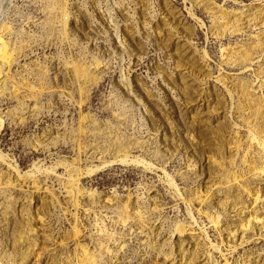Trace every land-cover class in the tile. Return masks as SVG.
Here are the masks:
<instances>
[{"label":"rangeland","instance_id":"374dc122","mask_svg":"<svg viewBox=\"0 0 264 264\" xmlns=\"http://www.w3.org/2000/svg\"><path fill=\"white\" fill-rule=\"evenodd\" d=\"M0 264H264V0H0Z\"/></svg>","mask_w":264,"mask_h":264},{"label":"bare ground","instance_id":"6f19581e","mask_svg":"<svg viewBox=\"0 0 264 264\" xmlns=\"http://www.w3.org/2000/svg\"><path fill=\"white\" fill-rule=\"evenodd\" d=\"M1 40H2V39H1ZM3 43H4V41H3ZM5 48H7V47L5 46ZM1 158H2V157H1ZM121 161H122V160H121ZM122 162H123V161H122ZM122 162H121V163H122ZM38 172H39V171H38Z\"/></svg>","mask_w":264,"mask_h":264}]
</instances>
